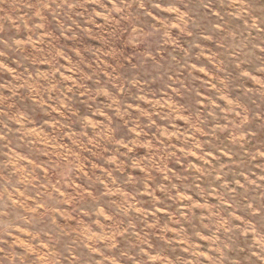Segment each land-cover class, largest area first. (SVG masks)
<instances>
[{
    "label": "rangeland",
    "instance_id": "374dc122",
    "mask_svg": "<svg viewBox=\"0 0 264 264\" xmlns=\"http://www.w3.org/2000/svg\"><path fill=\"white\" fill-rule=\"evenodd\" d=\"M0 264H264V0H0Z\"/></svg>",
    "mask_w": 264,
    "mask_h": 264
}]
</instances>
